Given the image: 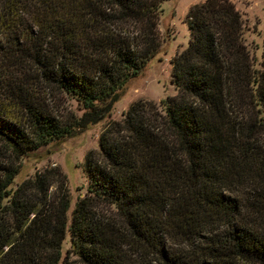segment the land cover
Listing matches in <instances>:
<instances>
[{
	"label": "trees",
	"instance_id": "1",
	"mask_svg": "<svg viewBox=\"0 0 264 264\" xmlns=\"http://www.w3.org/2000/svg\"><path fill=\"white\" fill-rule=\"evenodd\" d=\"M163 1L0 0V264H264V60L233 0L189 9L178 92L161 108L136 100L102 131L71 218L53 170L11 187L13 156L113 112L160 50Z\"/></svg>",
	"mask_w": 264,
	"mask_h": 264
},
{
	"label": "rangeland",
	"instance_id": "2",
	"mask_svg": "<svg viewBox=\"0 0 264 264\" xmlns=\"http://www.w3.org/2000/svg\"><path fill=\"white\" fill-rule=\"evenodd\" d=\"M205 0H164L159 10V29L162 43L158 54L148 62L143 72L132 78L115 103L113 112L100 122L85 129L77 130L74 135L58 142H51L39 150H33L28 155L14 157L15 164L20 167L11 187L15 188L25 179L37 172L51 169L56 178V184L51 188L53 194L63 193L66 188L71 200L68 214L71 218L76 201L85 196L88 191L89 177L85 168L86 155L89 150L100 148L99 139L103 130L113 120L121 119L133 102L143 98L154 101L159 108L163 107L161 100L176 94L178 87L172 81V59L178 51H182L190 39L187 13L189 9ZM239 8L245 21V37L248 47L255 60V66L260 67L264 60V0H233ZM61 107L70 117H80L85 111L84 106L70 95L61 94ZM1 142V141H0ZM64 181V182H63ZM63 187L60 189V184ZM114 208V207H113ZM69 218V220H70ZM71 234L63 241V255L72 249ZM171 245H173L171 243ZM130 254V251L128 252ZM71 259H78L71 252ZM153 264L158 262L153 261ZM81 264V263H80Z\"/></svg>",
	"mask_w": 264,
	"mask_h": 264
}]
</instances>
